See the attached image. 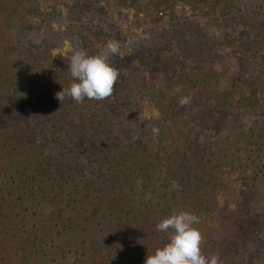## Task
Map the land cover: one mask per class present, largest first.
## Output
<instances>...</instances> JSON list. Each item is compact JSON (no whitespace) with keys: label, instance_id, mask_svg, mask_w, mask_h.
Wrapping results in <instances>:
<instances>
[{"label":"rangeland","instance_id":"rangeland-1","mask_svg":"<svg viewBox=\"0 0 264 264\" xmlns=\"http://www.w3.org/2000/svg\"><path fill=\"white\" fill-rule=\"evenodd\" d=\"M109 40L120 42V54L109 57L120 78L114 93L98 101L107 107L106 120L111 122L101 131L116 138L104 151L117 153L132 145V153L139 148L144 154L143 149L158 143L150 142L157 134L160 149H155L163 157L171 154L174 139L185 140L189 156L195 147L206 146L213 154L221 146L227 165L220 204L231 211V218L229 228L218 231L221 206L214 209L208 245L213 241L227 252L218 264H264V0H0V106L14 111L16 101L27 99L45 105L39 84L56 95L75 82L68 70L71 49L97 55ZM199 70L207 75L202 86L194 80ZM183 97L190 98L188 105H180ZM66 98L70 114L51 112L47 125L57 130L68 122L76 132L83 127L86 133L89 128L81 119L96 101L77 104ZM44 114L42 110L27 115L29 135L24 130L12 133L7 124H0V213L14 217L0 224V257H5L1 264L52 262L42 260L39 250L31 252L32 232H39L41 239L50 233L44 240L47 252L75 247L81 240L69 246L70 238L55 233L60 228L54 226L68 216L79 234L91 225L84 240L104 229V217L96 211L101 207L100 186L90 187V205L75 196L76 206L68 209L66 203L83 184L67 195L77 179L66 177L57 187L51 182L58 176L50 178L38 167L36 157L46 150L35 146L30 130L33 124H46ZM140 141L146 148L138 145ZM81 150L78 146L63 161L72 164L70 159ZM13 166L28 167V176L12 175ZM20 177L23 181L15 182ZM21 185L40 197L42 185L49 195L28 199L21 196ZM19 195L26 201L19 203Z\"/></svg>","mask_w":264,"mask_h":264},{"label":"trees","instance_id":"trees-1","mask_svg":"<svg viewBox=\"0 0 264 264\" xmlns=\"http://www.w3.org/2000/svg\"><path fill=\"white\" fill-rule=\"evenodd\" d=\"M206 76L202 70H199L194 80L198 85L202 86V84L207 82ZM39 87L42 90L40 96L43 99H47L45 105L34 103L33 99H27V101L20 103L16 101L13 105L16 108L15 110L12 109L14 111L5 109V106L1 105L0 118L2 117L3 120L1 119L0 124H7L8 127L6 129H9L12 133L24 130L29 135V129L26 126L28 122L27 115L38 114L43 110L46 124L42 128L38 124H33L30 130L35 133L31 137L35 146L40 151L46 150L43 151L45 155L36 157L38 167L44 168V172L50 178L58 176L59 179H51V184L56 185L57 183V187L59 181L61 179L65 180L66 177L77 179L67 195L72 194L71 192L75 188H78V190L82 189L80 184H83V190L73 195L74 199L68 200L66 208L74 209L73 206L77 204L75 196H80L79 203L90 205L93 201L90 200L88 193L90 187L94 185L101 187V195L98 197L100 206L107 205L105 209L98 207L96 210L101 212L100 216L104 217V229L101 228V230L94 231L90 240L85 239V241L82 236L84 237L86 230L91 225H88L87 229L84 228L85 232L83 234H79L71 222L72 218L68 216L65 223L63 222L60 226H54L60 228L59 231L54 232L56 234H61L62 232L65 234V238H70L68 240L69 246L76 241L81 240V242L76 243L75 247L69 251L60 250L61 248L59 247L54 253L47 252L44 240L50 233H46L44 238L41 239L39 232L37 234L32 232L28 235L31 252L39 250L43 257L42 260L50 258L53 264H144L147 256L153 255L169 239V233L158 231L156 225L162 219L173 214L188 212L199 218V223L195 224L194 227L200 230L203 237L201 242L202 253L206 257L217 255L219 260L225 254L227 255V252H222L217 243L213 241L210 242L211 247H209L208 242L210 239L207 238V236H210L212 213L216 207L219 208L221 206L220 192L224 186L222 176L225 171V165H227V161L224 160L221 154L223 153L221 146L217 147V153L213 154H210L206 146L202 149L195 147L194 150L191 147V155L189 156L190 150L184 147L185 140L179 142L178 139H174V143H171L170 146L171 154L163 157L155 149L161 138L157 134L150 137V142L158 141V143H154L151 150L143 149L144 154L139 152V148L134 149L132 153L130 149L132 145L127 150L123 148L117 153L112 151L106 153L103 148L110 146V143H114L116 138L113 139V137L109 136L111 132L106 134L101 131L105 127L104 125L111 124V122L106 120L108 114L106 113L107 107L105 105L103 106L102 103L95 100L93 107H90L89 112L85 113L81 119L82 125H87L88 130H98L96 133H89L88 130L83 133V127L79 132H76L71 124L68 125V122L63 125L64 127H58L55 130V126L47 125L49 118L50 120L53 118V115L50 117L51 112L57 111L59 114H64L70 105L64 101L66 96L60 101L55 94L47 92L48 87L41 84H39ZM66 99L67 101L68 99L73 101L71 98ZM51 101L53 102L51 103ZM67 114H70V110L67 111ZM16 124H20L21 129H16ZM139 143L138 145L141 148H146L144 141ZM187 143H192V140L187 138ZM78 146L83 147V150L78 151L77 158L73 157L70 159L73 163L67 164V161H63V157L66 154H74ZM180 151L183 157H180ZM79 155H81L80 161ZM221 162L223 163L222 165L220 164ZM28 169V167L24 166H13L12 175L20 174L21 177H26L28 176ZM87 169L88 174H85L84 172ZM21 177L19 181L15 180V182L21 183L23 181ZM30 180L33 181L34 178L31 177ZM22 189L23 186L19 189L21 196H25L28 199L36 200L49 195L42 185H39V191H41L39 193H42L41 197L35 191L29 192L26 186L25 190ZM21 196L19 195L16 198L19 203L26 201ZM70 204H73V206ZM230 212L225 206L220 207L221 224L217 229L218 231L229 228ZM116 215L121 216L118 219ZM60 216L61 214L59 213L56 217L59 218ZM91 217L92 215L85 217V220L88 221L86 224H89ZM12 218H14L12 215L1 212L0 224L2 219H7L10 223ZM50 218L54 219L53 214ZM48 219L49 217L47 216L43 220ZM82 220L85 223V220ZM117 220H119L118 223ZM41 223L46 224L47 221ZM79 226H83L81 220ZM117 229H120V231L117 232ZM89 230L87 231L89 232ZM51 241L49 242L50 244L53 243ZM119 245L123 246L120 247ZM51 256H53V259ZM57 258L60 259V263H57ZM0 259L5 260V257H0ZM1 263L2 261H0Z\"/></svg>","mask_w":264,"mask_h":264},{"label":"clouds","instance_id":"clouds-1","mask_svg":"<svg viewBox=\"0 0 264 264\" xmlns=\"http://www.w3.org/2000/svg\"><path fill=\"white\" fill-rule=\"evenodd\" d=\"M68 70L74 83L68 89L63 88L56 94L62 101L65 95L77 104L87 100L101 101L114 93L119 70L109 62V57L120 54V42L109 40L105 50L97 55H88L83 49H71ZM181 106L190 103L189 97L179 101ZM153 131H157L153 129ZM199 218L188 212H180L162 219L156 228L169 233L168 242L158 248L153 255H148L144 264H218V256L206 257L201 251L202 234L194 227Z\"/></svg>","mask_w":264,"mask_h":264}]
</instances>
